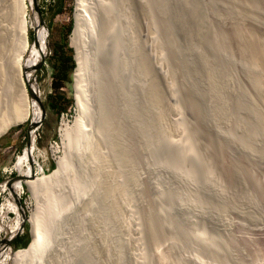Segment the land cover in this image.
<instances>
[{"label": "rangeland", "instance_id": "rangeland-1", "mask_svg": "<svg viewBox=\"0 0 264 264\" xmlns=\"http://www.w3.org/2000/svg\"><path fill=\"white\" fill-rule=\"evenodd\" d=\"M92 1L89 2V11L92 21L95 20L91 22L92 27L88 23L86 32L95 31L97 36L100 34L108 70L118 77L117 86L112 90V96L108 97L107 108L110 109V104L115 103L116 113L111 109L110 121H118L120 129H126L128 139L124 143L117 132L108 128L106 132L99 133L95 126L79 140L72 132L61 135V127L71 125L76 115L74 72L78 63L71 35L77 0H36L37 11L31 8L27 14L28 36L32 45L36 33L34 12H39L47 29L49 48L47 56L41 59L40 67L37 68L41 61L35 66L38 96L45 116L42 114L34 120L31 114L0 136V176L6 167H10L7 180H16L22 176L20 165L26 162L32 176L41 177L57 169L58 160L65 154L67 159L59 181H51L39 187L37 192L23 184L20 191L12 196L9 187L3 188L6 180L0 181V223L2 219L5 225L11 224L17 217L15 211L7 208L8 198L12 197L14 202L21 204L24 229L15 235L17 237L14 236V241L10 243L11 250L15 252L30 245L33 239L31 221L37 223L39 212L43 209L44 216L40 220L46 228L51 247L42 261L26 260L25 264H84L86 259L90 264H112L92 249L93 244L100 243L101 239L109 248L110 258L116 257L118 264H264V239L258 234V230L264 228V180L260 186L254 180L257 175L264 177V157L255 151L261 145V134L250 130L248 137H245L248 146L243 148V153L247 154L248 165L251 163V166L244 168L245 175L242 173L245 176V189H249L248 202L238 203L245 200L240 192L242 189L240 193L236 192L237 188L232 185L224 167L215 160L208 136L214 138V143L221 148L224 156H228V153L236 155L244 136L242 128L235 122L234 126L228 128L227 122L216 117L213 105L217 104L216 97L202 78L197 61L199 50L211 59L217 56L211 35L212 31L218 33L221 28L208 17L201 39L193 33L184 34L186 30L183 26L186 23L183 13L186 5L218 1L144 0L141 3L150 10L153 30L147 28L149 33L143 31L141 37L136 34L135 28V0ZM261 1L264 7V1ZM212 5L214 13L225 12L222 4ZM165 12L172 18H179L180 24L183 22L181 26L176 20L170 23L176 53L170 49L164 32ZM260 18H257L258 22ZM70 22L73 23L71 30L68 27ZM261 30L263 36L264 30ZM226 33L233 46L229 32ZM156 44L162 46L161 66L170 74L176 87L172 96L161 86L162 91L164 88L161 103H158L153 89L155 87L158 92L157 86H160L152 52ZM134 47L141 48L149 61L144 73L137 70V56L132 52ZM175 54L178 60L174 59ZM69 56L74 58L71 69ZM232 58L239 60L234 56ZM61 60L68 70L66 79L62 80L59 98L54 93L53 84L62 77L59 71ZM237 64V73L231 70L223 72L230 73L223 82L225 89L222 97L230 108L241 87L249 95L246 98L260 101L243 77L240 61ZM101 79L99 74L98 80ZM88 81V98L95 94L97 99L93 98L91 102L97 103L100 90L96 92L90 88L89 95L90 79ZM103 86L101 84L102 91ZM246 98L244 102L247 103ZM35 102L42 110L40 103ZM154 102L164 112L165 125L170 127L173 134H176L172 131L174 120L178 121L182 130L180 143L171 144L168 131L162 133L153 123ZM166 102L180 111L177 118L169 116ZM124 103L129 104L126 115L122 110ZM63 106L66 109H62ZM242 115L251 128L254 118L250 119L245 109ZM32 119L40 124L35 131L31 130L30 135ZM175 137L177 139L178 136ZM29 139L32 157L26 161V154H30L27 147ZM225 140L230 141L231 146ZM123 148L129 158L128 164L122 160ZM107 172L111 174L115 197H125L117 224L110 213L114 204L112 194H103ZM217 190L233 207L225 209L224 214L214 205ZM234 201L237 202L233 206ZM146 202L151 210L158 209L160 214L155 240H151L145 223ZM98 220L101 236L93 226L94 223L98 226ZM5 230H0V246L6 236Z\"/></svg>", "mask_w": 264, "mask_h": 264}, {"label": "bare ground", "instance_id": "bare-ground-1", "mask_svg": "<svg viewBox=\"0 0 264 264\" xmlns=\"http://www.w3.org/2000/svg\"><path fill=\"white\" fill-rule=\"evenodd\" d=\"M216 1L218 2L197 1L198 4L195 3L193 5H186L185 11L183 13L186 26L183 27H185L186 30L184 34L188 35L189 33H193L198 39H201L205 33L204 30L208 24V17L212 21L214 19L221 28L218 33H216V31H212L211 35L215 45L214 47L212 45V47L216 48L215 54L217 56L213 54L215 57H212L211 59L204 53V51L199 50V57L197 61L199 68H201L200 74L202 78L206 81L210 91L216 97L217 104L213 103L214 111L217 114L216 117L227 122L228 128L233 125L234 122L235 125L242 128V133L244 136L242 141L240 140L241 149L236 152V155L228 153V156H224V152L221 150V148L217 146L216 143H214V138L211 135L208 136V141L212 144L215 160L224 167L227 176L232 182V185L238 189H236V192H241L243 199H245L243 201H238V203H241L246 201L248 202L249 189L247 187L245 189L243 182V176L245 173H243V170L244 168L251 166V163L248 165L249 162L246 160L248 159L247 154L243 153V148H247L248 146L246 142L247 138L245 137H248L250 130L259 132L261 134V145H258L259 149L255 151L257 155L264 157V35L262 36L260 33V31H262L261 29L264 30V7L261 4V0ZM89 2L93 1L77 0L76 2V11L74 14L75 22L71 35V42L76 47V59L78 63L74 72L76 115L71 125L65 124L61 127V135L64 136L67 131L72 132V134H75L77 140H79L82 138V136L86 135L90 128L93 129L95 126L99 133L106 132L108 128L117 132V135H119V137H121L125 143L128 139V133L126 129H120L118 121L116 123L110 121V117H112V110L115 112V103H112L113 105L110 104V109L107 108L109 98L112 96V90H114V87L117 86L118 77L116 78L115 75L111 74L113 72L110 73V70H108L109 64L104 55V45L101 40L102 37L100 38V34L97 36L95 31L90 33L86 32L88 23L91 25V22H94L95 20L94 18L92 21V16H90ZM133 2H135L134 11L137 24V27L135 25V28H137L136 34L141 37L143 31L145 33H149L147 28H151V30H153L152 15L148 7L141 3L144 2V0H135ZM162 2H164V0H162ZM181 2L188 1L182 0ZM213 3L222 4L225 8V12L214 13V7L212 5ZM31 7H33V0H0V135L7 132L11 126L28 119L31 114H33L34 120L42 116V110L38 108L35 102L37 101L34 97L35 95H30V89L35 90L36 94L38 95L39 89L35 78V66L41 61L43 57L47 56L48 54V35L45 24L39 20L38 14L34 12V24L38 39L32 45L31 42H29V23L27 14ZM163 9L167 10V8ZM258 14H260L261 18L258 16ZM257 18H260L261 21L258 22ZM163 19L164 32L168 38L169 47L174 51V53H176L177 51L174 49V33L170 23L173 22V20H176L178 21V25L181 26L183 22L180 24L179 18H172L167 12H165ZM92 26L93 24L91 27ZM225 27L227 28L225 29ZM226 31L229 32L231 36V42H234L233 46L230 45V39ZM161 49L162 46L159 44H156L152 49L153 61L155 63L154 68L160 84V86H157L158 92L156 91L155 87L153 88L154 96L157 98L158 103H161L163 100L161 92L164 91V88L172 96L174 89L176 88L170 74L166 73L161 66ZM132 52H134L137 56V70L141 73H144V71L147 69V66L149 65L147 57L142 52L141 48L138 49L134 47L132 48ZM233 56L235 59L239 60H234L232 58ZM174 57L175 60H178L176 54ZM239 61L241 69L244 72L243 77L247 79L249 83L248 85L251 86L253 89L252 91H254L259 96L260 101L256 102L255 100L246 98L245 96H247V93L241 87L240 89L238 88L239 94H237L235 97V103L233 105L234 108H230L222 99L224 96L223 90L225 89L223 82L229 78L230 73L228 72L227 74H223V72H225V70H231L237 73L235 65L238 66L237 62ZM99 74L102 76L100 81L98 80ZM231 75L233 76V74ZM88 79H90L89 95L91 94V89H94L96 92L100 90V94L97 95V103L91 102L93 98H96L95 94L92 95V98H88ZM101 84H104L103 91L101 89ZM161 86L164 87L163 91ZM245 98L246 100L248 99L249 102H244ZM32 103L34 105L33 107ZM128 106L129 104L127 103L123 104L122 110L124 115L127 114ZM244 109L250 119L254 118L251 121V128L249 127L247 120H245L246 118L244 119V116L242 115V110ZM166 111L168 112L169 116H175L176 118L180 114V111L177 108L168 104L166 106ZM152 118L153 123L160 131H162V133L168 131L169 142L171 144L180 143L182 130L178 125V121L174 120L172 127L174 130L172 131H174L176 134H173L170 127H168L170 129L169 130L165 125L164 112L161 111L155 102ZM125 127H127V125H125ZM176 135L178 136L177 139L175 137ZM225 142L228 146H231L230 141L225 140ZM27 147L30 151V154L27 153L25 159L26 161H29L32 157V150L30 145ZM122 153L123 162L128 164L129 158L125 148H123ZM65 159H67L66 154L63 158L61 157L58 160L59 166L57 169H55L51 174H46L41 177L32 176L28 165H26V162H24V164H21L19 167L22 170V177H19L20 179L17 178L13 183L10 184H7L6 181L3 185V188L9 187L12 196L13 193L20 191V189L23 187V184H26L29 189L37 192L39 187L48 185L51 181H59L60 176L63 174L64 169L66 168ZM114 176L116 181H118L115 173ZM110 180L111 174L107 172V176L103 184V194L106 195L108 192L112 194L114 204L110 210V213L114 216L117 224L122 213V206L124 204L125 197H119L118 195L115 197L113 185ZM254 180L256 185L260 186L264 180V177L257 175L254 176ZM149 183L152 184L150 180ZM239 190L241 191L239 192ZM216 192H218V190ZM216 194L217 193H215V195ZM145 195V198L148 199L147 194ZM230 197L232 199V196ZM215 198L217 201L214 202L215 208L218 211L223 212L222 214H224L225 209L228 207L233 208L228 205V200L222 198V195L219 192ZM16 202L12 200V197L8 198L7 201V208L15 211L17 215L16 220L11 224L5 225L1 219L0 230L5 228L6 236L0 246V264H25L26 260H31L32 262L35 261L38 263L44 259L51 247V242L46 236V228L42 220H40L41 217L44 216V210L41 209L39 212V219L37 223L35 220L31 221L33 239L30 245L27 248L13 252L11 250V246L8 245V242L16 234L24 229L23 220L21 218V207ZM236 202L234 201L233 206ZM158 213V209L153 211L150 209L147 202L145 203L144 218L151 240H155L157 236V228H159L157 222L160 218V214L158 215ZM97 223L98 226H95V223L93 226L101 236V226L99 220ZM258 234L262 239H264V228H260L258 230ZM92 249L95 253L105 256L112 264H118V259L116 257L110 258L111 254H109V248L107 247V244L102 241V239L100 243L93 244ZM84 264L90 263L86 259Z\"/></svg>", "mask_w": 264, "mask_h": 264}, {"label": "water", "instance_id": "water-1", "mask_svg": "<svg viewBox=\"0 0 264 264\" xmlns=\"http://www.w3.org/2000/svg\"><path fill=\"white\" fill-rule=\"evenodd\" d=\"M31 8H35L36 11H37L38 6H37V3H36V0H33V7H31ZM37 14H38V16H39L41 22L44 23V19L42 18L41 14H40L39 12H37ZM34 41H36V33H35V39H34ZM42 62H43V60L38 64L37 68L40 67V65L42 64ZM30 93H31V95H32V94L35 95V96H34L35 99L40 103V106H41V108H42V114H43V116H45V110H44L43 104H42V102L40 101L39 96L36 94V91L30 89ZM39 124H40V123H36V122H34V120L32 119L31 124H30V131H29V134H30V135H31V130H34V131H35L36 128H37V126H38ZM0 136H1V135H0ZM30 142H31V139H29V141H28V143H27V146L30 145ZM19 177L21 178L22 176H19ZM14 180H15V178H10V179H8V180H6V181H7V184H10V183H12ZM20 205H21V204H20ZM23 226H24V225H23ZM19 234H20V233H19ZM19 234H18V235H19ZM18 235H17V236H18ZM17 236H15V237H17ZM15 237L12 238L11 240H9V242H8V245H9V246H10V243H12V242L14 241Z\"/></svg>", "mask_w": 264, "mask_h": 264}, {"label": "trees", "instance_id": "trees-1", "mask_svg": "<svg viewBox=\"0 0 264 264\" xmlns=\"http://www.w3.org/2000/svg\"><path fill=\"white\" fill-rule=\"evenodd\" d=\"M68 27H69V30H71L72 27H73V23L70 22ZM69 61H70V64H71L69 69H71L73 67V65H74V58L72 56H69ZM67 70L68 69L67 68L65 69V67H64L63 60H61L60 61V66H59V71H60V75H62V77H60L59 80L54 81V84H53L54 85V93H55V95L59 96V98H61L60 88L62 86V80H63V78L66 79V77H67V72L66 71ZM67 102H70V101H67ZM62 109H66V106H63Z\"/></svg>", "mask_w": 264, "mask_h": 264}, {"label": "crops", "instance_id": "crops-1", "mask_svg": "<svg viewBox=\"0 0 264 264\" xmlns=\"http://www.w3.org/2000/svg\"><path fill=\"white\" fill-rule=\"evenodd\" d=\"M10 170V167H6L4 169V174L0 176V181L7 180L8 176V171Z\"/></svg>", "mask_w": 264, "mask_h": 264}]
</instances>
